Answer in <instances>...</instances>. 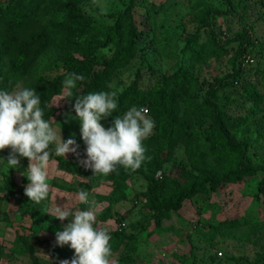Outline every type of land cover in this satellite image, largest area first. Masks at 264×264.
<instances>
[{
    "label": "rangeland",
    "instance_id": "1",
    "mask_svg": "<svg viewBox=\"0 0 264 264\" xmlns=\"http://www.w3.org/2000/svg\"><path fill=\"white\" fill-rule=\"evenodd\" d=\"M206 7L223 11L212 17L221 43L235 32H246L252 41L250 51L243 55L245 70L239 81L221 89L215 100L229 117H245L246 122L254 124L258 115L255 116L252 103L242 91L244 82L251 83L259 92L263 90L264 0H89L83 10L94 24L109 25L128 8L135 28L143 34L136 42L138 50L133 58L112 74V88L122 91L135 80L151 87L179 68L206 81L231 71L232 49L205 59H198L189 49L188 39L193 34L197 43L207 42V28L199 20ZM222 30L224 34L220 33ZM99 52L109 57L113 50L104 47ZM54 64L53 58L44 61L46 69ZM57 71L62 69L59 67ZM63 96L64 89L51 99L56 112L48 120L53 128H61L64 140H76L79 155L70 153L65 158L53 154L51 160L55 163L50 167L48 199L17 207L2 187L11 181L24 182L26 177L22 173L28 160L20 158V166L11 169L6 162L10 149L0 151V264H54L58 260H71L74 250L55 244V233L62 231L69 221L48 214L55 204L69 205L72 211L87 210L89 205L76 200L81 189L89 193V202L97 206V226L108 227L110 231L121 227L126 234L135 236L130 243L123 240L112 247L117 264H251L264 257V193L257 190L262 171L245 181L196 193L186 198L178 210L155 221L144 206L146 183L141 176L132 174L126 181L125 197L117 195L110 200L109 175H94L82 165L86 145L81 139L79 121L68 115L75 117L74 104L63 100ZM249 128L245 134L248 152L264 165V134L257 133L255 127ZM200 143L206 144L202 137ZM176 167L192 169L182 144L166 164L167 170ZM101 211L109 214L104 220L100 219ZM114 242L112 238L111 245Z\"/></svg>",
    "mask_w": 264,
    "mask_h": 264
},
{
    "label": "trees",
    "instance_id": "2",
    "mask_svg": "<svg viewBox=\"0 0 264 264\" xmlns=\"http://www.w3.org/2000/svg\"><path fill=\"white\" fill-rule=\"evenodd\" d=\"M87 1L0 0V90L35 89L44 107L45 120L55 114L51 99L62 94L63 81L68 74L75 72L85 77L72 90L73 98L69 101L73 104L76 96L115 91L111 86L113 72L124 67L138 50L136 42L143 34L135 28L128 8L113 24H94L83 10ZM222 12L206 7L199 14V20L202 27L207 28V42L197 43L193 34L188 45L198 59L232 49L231 71L206 81L179 68L151 87H144L135 80L122 91H115L118 108L114 117L122 116L132 106L145 107L155 127L153 134L143 142L152 160L136 172L118 166L117 171L109 175L112 189L108 198L114 200L117 195L124 198L127 179L137 174L146 183L144 206L155 221L178 210L186 198L196 193L218 190L225 183L245 181L259 171L263 174L257 190L264 193V165L249 154L245 137L249 127L264 134V73H261L262 91L249 82H244L242 91L252 103L258 121L252 124L246 122L245 117H229L215 98L221 89L239 81L245 70L243 55L253 44L246 32H235L231 38L220 42L212 17ZM104 47L112 48L109 57L101 56L99 50ZM46 58H53L55 62L47 69L44 67ZM59 67L61 72L57 71ZM112 119L101 122L109 127ZM238 134L244 137L237 138ZM201 137L206 144L200 143ZM179 144L184 146L192 169L167 170L166 164ZM23 181L22 184L11 181L2 187L17 207L32 202L24 195L27 180ZM108 215L103 211L99 213L102 220ZM232 221L228 223L231 225ZM110 234L115 240L112 247L123 240L127 243L135 240L124 228ZM28 247L32 250L30 244ZM251 264H264V257Z\"/></svg>",
    "mask_w": 264,
    "mask_h": 264
},
{
    "label": "clouds",
    "instance_id": "3",
    "mask_svg": "<svg viewBox=\"0 0 264 264\" xmlns=\"http://www.w3.org/2000/svg\"><path fill=\"white\" fill-rule=\"evenodd\" d=\"M84 79L75 72L68 74L63 81L62 99H72V90ZM41 103L35 89L0 90V151L10 149L6 162L11 169L20 166V158L28 160L27 169L22 173L28 181L24 195L36 204L49 197L53 154L65 158L70 153L79 155L76 140H64L61 128H53L51 121L44 119ZM117 108L115 91L89 92L75 97V117L68 114L79 121L81 139L86 145V159L81 163L94 175H110L118 166L136 172L152 160L143 143L155 127L148 115L149 109L132 106L122 116L114 117ZM109 117L113 118L111 126L105 127L101 121ZM88 196L83 189L76 194L79 203L89 205L87 210L72 211L69 205L55 204L48 214L60 221H69L62 231L55 233V244L68 246L74 255L60 264H117L113 259L110 229L97 226V206L89 202Z\"/></svg>",
    "mask_w": 264,
    "mask_h": 264
},
{
    "label": "built area",
    "instance_id": "4",
    "mask_svg": "<svg viewBox=\"0 0 264 264\" xmlns=\"http://www.w3.org/2000/svg\"><path fill=\"white\" fill-rule=\"evenodd\" d=\"M158 175L160 174V171L157 173ZM124 224L123 223H121V226H123ZM119 228H121V227H119ZM60 261H62V260H58V261H56L54 264H60Z\"/></svg>",
    "mask_w": 264,
    "mask_h": 264
}]
</instances>
